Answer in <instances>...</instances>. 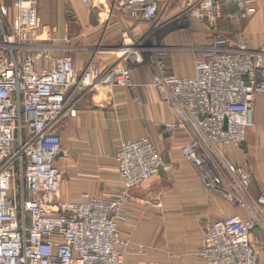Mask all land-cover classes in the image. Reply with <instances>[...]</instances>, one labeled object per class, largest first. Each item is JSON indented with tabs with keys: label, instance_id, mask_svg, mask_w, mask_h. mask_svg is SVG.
Instances as JSON below:
<instances>
[{
	"label": "built area",
	"instance_id": "obj_1",
	"mask_svg": "<svg viewBox=\"0 0 264 264\" xmlns=\"http://www.w3.org/2000/svg\"><path fill=\"white\" fill-rule=\"evenodd\" d=\"M256 1L114 0L118 10L149 23L153 32L173 21H198L212 31L205 46L147 47L142 40L133 45L153 57L149 86L175 113L176 126L187 130L181 154L201 187L244 212L206 225L196 252L204 264H260L264 258V192L251 197V163L234 162L223 150H240L244 142L247 153L256 100L264 112V39L252 49L241 28ZM36 5L37 0H0V264H127L128 242L117 219L130 192L167 165L148 138L122 140L114 155L122 183L115 196L83 192L75 200L60 198L57 125L77 112L75 103L67 107L69 92L117 87L140 103L139 86L123 67L100 70L89 64L78 75L70 54L56 56L55 46L38 43ZM217 23L230 24L233 37ZM184 51L193 58L191 77L168 70L167 57Z\"/></svg>",
	"mask_w": 264,
	"mask_h": 264
},
{
	"label": "crops",
	"instance_id": "obj_2",
	"mask_svg": "<svg viewBox=\"0 0 264 264\" xmlns=\"http://www.w3.org/2000/svg\"><path fill=\"white\" fill-rule=\"evenodd\" d=\"M86 2L37 0L38 43L55 46L56 56L70 54L78 75L89 64L100 70L129 69L139 86L140 103L133 102L127 90L117 87H101L91 94L75 87L69 92L67 107L75 103L77 112L73 118L63 117L57 125L61 153L55 166L64 178L59 196L62 200H75L83 192L96 197L115 196L122 189L114 160L120 141L146 137L157 145L167 170L132 190L117 219L118 229L128 242L125 262L204 264L196 252L202 246L206 225L239 209L201 187L196 172L181 154L189 141L187 130L176 126L175 113L149 86L153 57L146 58L138 53V47H133L148 39L147 47H179L181 42L172 41L171 36L157 41L156 32L159 35L164 29L153 32L149 23L132 21L118 10L114 0ZM242 30L249 47L258 49L264 39V0L256 1L255 11L242 23ZM124 33L128 41L123 39ZM166 62L172 74H194L192 56L173 52ZM260 112L263 109L258 99L256 120ZM223 150L234 162L245 160H238L239 154L246 155L241 148Z\"/></svg>",
	"mask_w": 264,
	"mask_h": 264
},
{
	"label": "rangeland",
	"instance_id": "obj_3",
	"mask_svg": "<svg viewBox=\"0 0 264 264\" xmlns=\"http://www.w3.org/2000/svg\"><path fill=\"white\" fill-rule=\"evenodd\" d=\"M216 27L218 29H224L227 32H234V28L230 24L227 23H217ZM229 27V28H228ZM242 28V27H241ZM179 35V36H178ZM212 31H210L207 26L198 21H189L187 24L180 25L177 21H173L168 27H166L163 32L159 35L156 32L154 39L162 42L166 36H171V40L174 42L180 41L181 48H185L186 46L195 45V46H205L210 38L212 37ZM158 36V37H157ZM149 40V39H148ZM148 40H142L144 45L147 44ZM155 40V41H156ZM153 41V42H155ZM155 44V43H154ZM157 44V43H156ZM180 54L190 55L187 52H180ZM260 117L256 120L254 127L249 131L247 141L249 142L248 152L245 153V156L239 154L238 160H248L254 171V175L252 178L251 187L249 193L251 197L258 198L264 192V119L263 112L259 113ZM229 149V148H227ZM64 178L62 180L63 185ZM149 181V180H148ZM239 212L233 213L240 216L244 215V212L241 208ZM264 258L260 259V264H264Z\"/></svg>",
	"mask_w": 264,
	"mask_h": 264
},
{
	"label": "water",
	"instance_id": "obj_4",
	"mask_svg": "<svg viewBox=\"0 0 264 264\" xmlns=\"http://www.w3.org/2000/svg\"><path fill=\"white\" fill-rule=\"evenodd\" d=\"M240 148H241L242 150H246V144H245L244 142L241 143Z\"/></svg>",
	"mask_w": 264,
	"mask_h": 264
},
{
	"label": "bare ground",
	"instance_id": "obj_5",
	"mask_svg": "<svg viewBox=\"0 0 264 264\" xmlns=\"http://www.w3.org/2000/svg\"><path fill=\"white\" fill-rule=\"evenodd\" d=\"M137 51V50H136Z\"/></svg>",
	"mask_w": 264,
	"mask_h": 264
}]
</instances>
